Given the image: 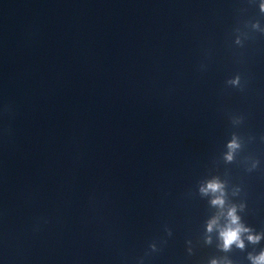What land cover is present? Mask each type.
Returning <instances> with one entry per match:
<instances>
[{"label": "clouds", "instance_id": "1", "mask_svg": "<svg viewBox=\"0 0 264 264\" xmlns=\"http://www.w3.org/2000/svg\"><path fill=\"white\" fill-rule=\"evenodd\" d=\"M259 10L264 14V0H260ZM251 27L264 34V28L261 27L259 21L253 23ZM235 43L242 45L240 36L236 37ZM226 84L233 88L243 89L239 74L228 79ZM243 119V116H232L231 123L234 127L239 126L243 123ZM249 139L252 138L250 137ZM243 144L242 138L233 132L225 145L226 151L223 154L225 163H232L236 159V155L242 149ZM259 163V160H253L249 171L257 168ZM198 191L201 197L208 198L210 207L216 209L215 213L205 223V244L211 245L215 236L216 247L221 252L229 253L234 248L245 251L249 244L255 246L264 240V232H257L243 221L240 213L245 210L246 204L244 202L235 203L229 200L227 180H222L219 176H212L200 182ZM240 192L241 189L235 187L232 189L231 195L235 197ZM166 231L168 236L172 235L170 229H166ZM188 243L191 244V241ZM149 248L152 252L158 251L156 243L150 244ZM188 252L191 254V247L188 248ZM247 260L249 264H264V248H261L258 252H248ZM139 264H143L142 259L139 261ZM208 264H233V261L225 255L211 258Z\"/></svg>", "mask_w": 264, "mask_h": 264}]
</instances>
